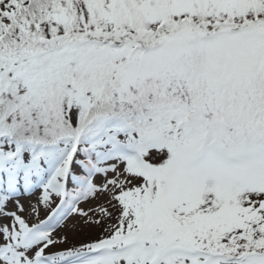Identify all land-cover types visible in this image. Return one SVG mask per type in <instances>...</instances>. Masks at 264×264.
Here are the masks:
<instances>
[{"label":"rangeland","instance_id":"rangeland-1","mask_svg":"<svg viewBox=\"0 0 264 264\" xmlns=\"http://www.w3.org/2000/svg\"><path fill=\"white\" fill-rule=\"evenodd\" d=\"M18 1L0 0V7L12 13ZM62 1H59L62 8H66ZM133 1L136 8L131 7ZM75 3L71 23L65 18L51 23L54 36L61 34L63 42L92 37L121 47L124 41L126 47L111 49L100 57L93 45L101 59L95 57L94 69L80 73L75 66L68 70L69 64L54 61L61 66L57 80L64 99L57 103L63 107L65 122L78 121L86 105L83 102L99 101L91 87L96 83L105 84L110 95L106 102L115 111H128L140 101H152L155 97L168 102L182 101L183 105L178 110L163 106L158 116L141 115L135 119H140L137 123L142 126L140 130L150 131L145 135L149 136L151 147L149 151H135L131 160L120 158V153L114 150L116 143L125 140L124 133L115 130L85 140L76 155L65 148L48 152L34 163L29 157L19 163L12 161V150L0 155V177L4 184L0 187V264H38L35 259L38 254L57 264L69 260L83 245L114 238L121 222L131 219L128 209L141 212L146 209L139 225L130 232L142 229L149 240L153 234L159 239L164 235L162 247L189 253H226L243 261L254 257L255 264H264V255H245L264 252V169H257L249 181L229 178L227 172L222 175L219 169L206 165L195 166L193 171L192 166L188 168L184 150L189 146L177 139L172 147L173 132L163 130L167 121L190 123L191 114L202 110L201 122L209 121L214 131L220 125L234 126L237 122L241 128H234L233 135H244L239 131L245 129L248 133L259 132L264 138V32L244 30L231 36L227 30L214 37L207 36V30L237 28L235 23L252 18L264 4L257 6L250 0H162L155 8L148 0H123L120 5L111 0ZM188 19L206 28L189 27ZM194 31L201 34L199 44L191 41ZM158 40L159 45L139 56L142 51L135 42L143 43L145 48ZM121 60L126 62L125 67L110 70ZM7 62L8 55L3 53L0 65L4 69L10 66ZM74 80L83 87L82 90L80 86V96L70 84ZM39 86L38 81H30L26 76L9 79L6 87L0 84V103L4 99L19 101L10 122H17V126L31 122L34 129L43 132L45 126L40 121L55 119L51 113L56 100H34ZM222 106L228 109L222 111ZM22 108L26 114L36 112L34 121L21 117L25 113ZM204 131L208 130L201 128ZM175 134L179 136L178 132ZM167 144L177 152L175 155L166 149ZM78 156L87 158V165ZM135 161H143L145 169L155 173L161 193L164 188L169 190L165 200L161 194L147 198L145 193L131 199L133 206L129 207V198L133 192L141 191L144 182ZM26 175L30 177L28 182ZM28 186L30 195L26 193ZM63 187L67 189L65 194ZM167 205L177 213V218L171 217L170 212L167 214ZM26 225L42 226L39 230L34 228L36 233L29 242L22 240V228ZM110 258L108 252L84 264H137L134 250L113 261Z\"/></svg>","mask_w":264,"mask_h":264},{"label":"trees","instance_id":"trees-1","mask_svg":"<svg viewBox=\"0 0 264 264\" xmlns=\"http://www.w3.org/2000/svg\"><path fill=\"white\" fill-rule=\"evenodd\" d=\"M60 0H19L16 6V12L13 15L0 14V56L3 53L8 55V61L10 66L7 67L5 73H3L2 81H7L11 78L18 77L24 70L28 71L27 78L30 81H38L40 86L37 88V95L34 96L36 101L56 100L55 109L51 114L54 115L53 120L40 121L44 126L43 132H39L34 129L31 122L28 125L20 123L17 126V122L14 124L10 122V118L14 115L15 109L19 106L18 100H5L0 110V137L4 135H10L14 139L23 143V149L26 148V143H58V140H64L65 138L78 137L87 130H90L92 123L97 121L101 116H111L114 114H103V110H100L96 105L89 106L86 111L83 112L78 125L73 126L65 122L63 111L59 108L58 100L64 98L59 91L57 78L61 73V66L58 63H54L57 59L53 56L54 48H60L61 44L58 43L57 37L54 36L51 27V23L62 22L65 18L69 23L74 20V10L76 9L75 1L80 0H63L66 3V8H62ZM114 4H119L123 0H111ZM252 4L257 6L264 4L263 0H250ZM262 1V2H261ZM261 2V3H259ZM75 3V5H74ZM18 7V10H17ZM18 11V12H17ZM85 19V17H83ZM247 24L248 26H263L264 25V7L257 8L252 18H248L241 23H235V25ZM82 42H85V46H91V39L88 37ZM95 54V53H94ZM24 57H30L34 61L33 65H28V62ZM56 57V56H55ZM88 61H90L88 57ZM26 65L24 66V63ZM11 70V68H14ZM94 89L99 88V84L93 86ZM21 102V101H20ZM37 102V103H38ZM52 105V104H51ZM24 111L25 108H22ZM152 112V111H151ZM36 112L31 114L21 115L25 118V121H34ZM42 116V112H39ZM133 114V113H132ZM29 115V116H27ZM134 117L141 116L142 114H133ZM148 116H154L155 114H147ZM146 115V116H147ZM122 119L127 118V115H121ZM100 119V118H99ZM241 128L236 122V125H228V130H234ZM228 130L226 128L221 129V140L224 142H231L228 138ZM239 140L234 138V143L247 145L253 144L251 141L255 140V133H248L245 129H241L239 133ZM196 133H200V128H196ZM198 135V134H197ZM205 136V133L202 134ZM200 136V137H202ZM260 136V135H259ZM208 142L211 143L216 139L211 132L208 134ZM261 137V136H260ZM262 138V137H261ZM218 139V138H217ZM1 143V140H0Z\"/></svg>","mask_w":264,"mask_h":264}]
</instances>
